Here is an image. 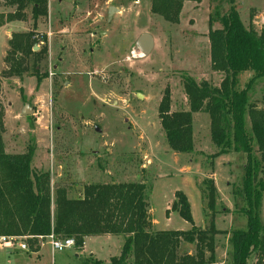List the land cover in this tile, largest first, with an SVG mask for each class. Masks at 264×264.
<instances>
[{"label":"rangeland","instance_id":"1","mask_svg":"<svg viewBox=\"0 0 264 264\" xmlns=\"http://www.w3.org/2000/svg\"><path fill=\"white\" fill-rule=\"evenodd\" d=\"M49 4V17L29 28L37 37V51H46L39 63V83L28 75L22 81L5 80L11 84L4 82L0 88L6 151L23 154L29 146L33 148L32 167L50 174L53 201L58 187L66 188L69 197L76 199L90 184H145L153 231L191 229L179 213L171 211L178 191L188 198L196 227L207 228L212 213L207 211L202 191L204 181L213 180V175L217 185L214 225L219 231L216 264H230L228 238L232 231L248 227L232 195L240 185L245 155L231 152L213 159L219 150L211 140L210 119L204 113L193 115L195 153L175 155L168 149L158 116L167 88L171 111L189 110L185 76L216 87L223 79L212 71L209 60L212 1L187 5L178 26L153 19L150 0H57ZM75 4L80 11H73ZM111 8L122 12L111 15ZM63 10L66 15L59 16ZM88 11L89 17L84 15ZM238 12L249 27L254 15H264V0H239ZM49 18H56L52 30ZM74 18L85 21L77 27ZM258 22L254 28L260 32L264 19ZM62 23H72V36L58 35ZM144 34L154 39V49L147 56L138 47ZM7 45L2 30L0 72ZM247 78L248 73L240 76L242 87ZM252 102L264 107V81L255 88ZM26 105L33 114L23 117ZM262 220L264 223V199ZM14 242L29 246L25 240ZM48 242L39 253L0 243V264H83L90 257L109 263L120 256L124 238L93 239L80 256L76 248L52 252ZM248 264H255L254 258Z\"/></svg>","mask_w":264,"mask_h":264},{"label":"trees","instance_id":"2","mask_svg":"<svg viewBox=\"0 0 264 264\" xmlns=\"http://www.w3.org/2000/svg\"><path fill=\"white\" fill-rule=\"evenodd\" d=\"M204 0H150L153 19L178 26L186 3L199 6ZM209 18L210 65L223 75L218 87L208 81L198 83L183 78L189 110L171 111V92L167 88L158 107V116L166 142L174 153L193 154V115L207 114L211 140L219 152L213 159L231 152L245 155L240 185L232 191L235 206L247 218V230L232 231L228 240L230 264H264V107L252 102L255 88L264 81V29L245 27L238 12L239 0H211ZM48 0H0V6L13 12L0 13V28L12 22H24L30 11L34 25L48 16ZM220 24V28H214ZM33 32L15 33L4 59L5 80L36 77L44 50ZM252 77L241 86L240 76ZM5 110L0 98V238L25 240L31 252H38L50 235L72 239L82 252L91 237H123L121 254L109 263L90 257L83 264H216L215 228L216 186L204 181L202 199L211 221L207 228L196 227L186 195L175 193L171 211L191 224L189 231H153L148 188L143 183L90 184L81 198L71 199L66 188L58 187L52 199L51 177L36 172L34 150L10 154L4 143ZM247 121L250 127L247 126ZM54 204V210L52 209ZM238 211V212H239ZM189 246V248H188Z\"/></svg>","mask_w":264,"mask_h":264},{"label":"crops","instance_id":"3","mask_svg":"<svg viewBox=\"0 0 264 264\" xmlns=\"http://www.w3.org/2000/svg\"><path fill=\"white\" fill-rule=\"evenodd\" d=\"M50 1L51 2H55V1H57V0H48V3H50ZM76 3V2H75ZM203 3V2H202ZM202 3L200 4V5H202ZM189 4H192V3H186L185 4V6H184V8L187 6V5H189ZM49 5L50 4H48V17H49V10H50V7H49ZM199 5V6H200ZM79 9H78V7H76V4L74 5V7H73V11H78ZM118 11H117V13H121L122 11L120 10V9H117ZM253 10H256V9H253ZM80 11V10H79ZM8 12H13V9H6V8H3V7H1L0 6V13H8ZM72 12V11H71ZM71 12H70V14H71ZM62 14H64V16L66 15V13H65V10H63L62 12H60L59 13V16H61ZM69 14V15H70ZM256 14H258L257 12H256ZM84 15H86L87 17H89L90 15H91V11H88V13L87 14H84ZM27 16H28V19L26 20V21H24V22H12V23H9V24H6L4 27H2V28H0V31H4V33L6 34V39H7V42H8V45H7V48L5 49V51H4V57H3V69H2V71L0 72V74L4 71V70H6V65H5V63H4V59H5V57H6V55H7V52L9 51V41L11 40V38H12V35L13 34H15V33H26V32H30L31 30L29 29L30 28V26L32 27V24L34 23L33 22V20L31 19V14H30V11H28L27 12ZM58 16V17H59ZM57 18V17H56ZM55 18V19H56ZM254 18L255 19H253L252 21L250 20V23H249V25L248 26H250L251 24L253 25V27H255V26H258V24H260V22H258V21H262V19H264V15H261V14H259V16L258 15H254ZM54 18H52L51 20H50V18H49V21H50V30H52L53 28H52V20H53ZM54 19V20H55ZM74 20L75 21H77V23H78V25H77V27H81V24L82 23H84V21L85 20H78V19H75L74 18ZM73 20V21H74ZM40 22V20L38 21V23ZM73 23V22H72ZM72 23H67V24H60L59 25V28H58V30H57V33H58V35L60 36V35H63V34H65L66 33V36L67 35H71L72 36V29H71V24ZM262 30L264 29V26H263V28H261ZM102 36V35H101ZM209 55H210V50H209ZM210 60V59H209ZM248 75H249V78H247L246 80L247 81H249V79L252 77V74L251 73H248ZM24 78V77H23ZM22 78V79H23ZM29 78H34V77H29ZM22 79H10V82L13 80V81H16V80H21L22 81ZM7 81V80H6ZM247 81L245 82V83H243L242 85L243 86H245L246 85V83H247ZM5 82V81H4ZM2 83V86L5 84V83H7V84H11L10 82H5V83ZM32 93V91L29 93V94H31ZM188 111V110H187ZM168 149H169V151H171V149L168 147ZM195 149L196 148H194V153H195ZM171 152H173V151H171ZM174 153V152H173ZM193 153V154H194ZM175 155L177 154V153H174ZM193 154H191V155H193ZM231 153H229V154H226V155H230ZM224 156V155H223ZM228 177H230V171H229V176ZM210 178L211 179H213L214 180V182H215V178L213 177V175H211L210 176ZM210 178H208V179H210ZM229 179V178H228ZM215 184H216V182H215ZM228 186H229V182H228ZM216 187H217V185H216ZM232 216H233V214H231ZM234 217V216H233ZM242 217H244V216H242ZM156 227V224L154 223V228ZM112 236H103V237H91V238H87L86 240H85V246H84V249L82 250V252H79V253H77V255L78 256H80L83 252H85V248L87 247V245H88V242L89 241H91V240H93V239H101V238H106V239H109V238H111ZM48 239L46 238V239H44L42 242H41V247L43 246V245H45V243H46V241H47ZM228 240H229V238H228ZM48 244H50V241L48 242ZM229 246V245H228ZM40 250H41V248L39 249V251L38 252H33V253H39L40 252ZM226 256H227V254H226ZM113 258V257H112ZM222 260H220L219 262H221ZM217 264H219V263H217ZM221 264H222V262H221Z\"/></svg>","mask_w":264,"mask_h":264},{"label":"built area","instance_id":"4","mask_svg":"<svg viewBox=\"0 0 264 264\" xmlns=\"http://www.w3.org/2000/svg\"><path fill=\"white\" fill-rule=\"evenodd\" d=\"M141 52V51H140ZM141 55L144 56L141 52ZM47 239L50 241V245L52 248V252H64L67 250H71L75 248V242L72 239H57L53 234L48 236ZM22 240V239H16V238H0V243H3L6 247H14L18 246L20 249L28 251L29 247L22 243H15L14 241Z\"/></svg>","mask_w":264,"mask_h":264},{"label":"water","instance_id":"5","mask_svg":"<svg viewBox=\"0 0 264 264\" xmlns=\"http://www.w3.org/2000/svg\"><path fill=\"white\" fill-rule=\"evenodd\" d=\"M117 11H118L117 9L111 8V10H110L111 15ZM138 47L140 48V50L144 56L149 55L152 52V50L154 49L153 37L149 34L142 35L138 40ZM37 50H38V47H35L34 51H37ZM139 98H142V95H139ZM32 114H33L32 108L30 106L26 105L23 109L22 116L26 117V116H30Z\"/></svg>","mask_w":264,"mask_h":264}]
</instances>
